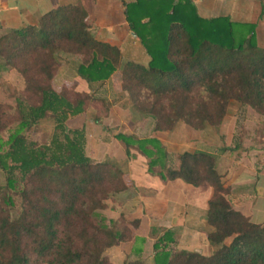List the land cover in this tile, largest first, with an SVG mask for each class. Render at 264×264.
<instances>
[{
  "label": "trees",
  "instance_id": "16d2710c",
  "mask_svg": "<svg viewBox=\"0 0 264 264\" xmlns=\"http://www.w3.org/2000/svg\"><path fill=\"white\" fill-rule=\"evenodd\" d=\"M124 8L129 32L149 58L146 66L124 60L119 49L94 39L77 4L60 5L36 26L0 37V77L16 72L23 83L14 109L0 105V137L8 118L21 128L0 152L5 179L0 264H109L107 250L129 243L136 257L132 264H143L136 245L144 239L134 238L140 222L122 215L109 221L102 213L111 196L128 190L124 175L111 165L92 163L85 154V131L65 127L97 103L103 115L92 123L100 125L112 105L89 94L53 91L59 54L82 59L78 76L91 93L104 71L118 72L132 111L150 120L154 133H170L178 122L199 133L207 127L218 131L231 102L264 120V49L255 45L253 28L247 31L223 17L202 20L188 0H136ZM43 121L52 123L51 136L29 141L26 134ZM115 140L129 160L131 151L140 154L147 175L162 184L182 181L211 192L205 207L210 256L176 249L178 231L154 227L146 236L153 242L154 264H264V224L255 225L230 207V189L212 156L180 154L178 169L170 170L157 140L122 135ZM14 199L20 208L16 218Z\"/></svg>",
  "mask_w": 264,
  "mask_h": 264
},
{
  "label": "rangeland",
  "instance_id": "374dc122",
  "mask_svg": "<svg viewBox=\"0 0 264 264\" xmlns=\"http://www.w3.org/2000/svg\"><path fill=\"white\" fill-rule=\"evenodd\" d=\"M124 56L127 57L126 54ZM81 61L82 59L80 57H70L59 54L56 63V74L50 86L55 92L66 91L68 94H89L94 98H103L108 104L112 105L109 115L101 120L100 125H94L92 123L94 117L103 115L104 109L98 103L88 106L84 115L70 119L65 123V127L68 130L83 129L85 131V154L86 158L92 163L111 165L116 167L124 176L128 174L133 179L132 182L135 184V187L132 185L128 194L122 193L111 196L106 201V211L102 213L109 221L116 220L121 215L125 217L127 214L126 218L129 222L130 219H133L134 215L128 217L129 214L127 212H130L132 207L137 206L138 208L141 205L140 200L147 203V211L150 209L153 211V214L158 215V209H161V211L166 210V214H169L170 211L173 210L171 213L176 216L178 215L181 219L189 215L188 206L190 207L191 204L203 210L205 200L209 198L211 193L208 186H204L202 190H197L184 185L180 181V183H178L181 184V186H174V189H169V191H167V189L165 190V188H162V184L157 182V180L148 181L146 178L148 175L145 160L136 151H131L133 159L129 160L125 156L124 145L115 140L116 136L122 135L126 137H135L136 139L157 140L166 152L165 167L170 170H177L180 154L205 152L207 154L209 153L215 161L213 154L218 155L219 153L217 152L220 149H225L224 131L229 135L234 127L233 142H235V144L240 142L241 144L243 140L245 141V139H247V134H251V130L254 129V127H258L260 124V126H264L262 117L255 116L256 114L248 108L231 102L218 131L211 127H207L205 131L200 132L203 133L202 135L205 136V139H200L201 134L199 132H195L183 126L180 122H178L174 130L170 133H154L152 122L132 111V105L127 95L121 92L120 74L118 72L105 75L106 71H104L105 73L103 72V76L101 75L100 84L95 88L96 92L91 93L87 89L84 81L78 76V69L82 64ZM22 90L23 83L16 72H9L2 75L0 77V105L10 110L12 108L14 109L16 95L21 93ZM9 113H11V111H9ZM20 130L21 128L16 127V124L10 122V118L6 120L4 123V130L2 131L3 133L0 137V152L7 149V146L11 142V138ZM52 132V123L50 121H43L39 123L36 128L27 133L26 138L31 142L41 143L43 140L49 138ZM251 137H253V134H251ZM202 141H204V143H202ZM200 143L202 144L200 145ZM235 144L233 143L232 146L234 147ZM4 186L5 179L3 174L0 173V188ZM139 188L140 190H138ZM152 192L155 194L154 196H157V198L161 200L159 203L151 202L150 198H152V195L150 193ZM165 207L169 210L168 212ZM19 209V201L14 199V208L11 209L13 218L17 217ZM150 213L149 215H151ZM198 215L199 211H197L195 219L193 217L192 225L187 223V234L184 235L185 232L183 234L182 231V237L179 239L175 248L188 252L201 253V255L205 254V257H209L210 250H208L209 248L205 245L204 239H192V237L189 236L194 233L193 231L207 232L208 234V231H206L203 225L199 226V219L201 220V217ZM143 217H147L145 209ZM149 223L150 222L145 221L142 224L140 233L138 234L140 237L143 236L144 238L147 232L149 233L150 229L157 225L152 223L149 225ZM171 229L178 231L179 228ZM140 237L138 238L140 239ZM149 242L150 243H144L145 245L143 244L141 246L136 245L142 252L143 264H154L152 256L153 251L151 250L153 242L151 240H149ZM228 244L229 241H226V245ZM133 247V244L129 243L124 246V248L114 253H106L105 258L109 264H132L136 261V257L131 254V249Z\"/></svg>",
  "mask_w": 264,
  "mask_h": 264
},
{
  "label": "crops",
  "instance_id": "0c3cea01",
  "mask_svg": "<svg viewBox=\"0 0 264 264\" xmlns=\"http://www.w3.org/2000/svg\"><path fill=\"white\" fill-rule=\"evenodd\" d=\"M135 1L136 0H0V37L16 29L24 28L25 26H36L43 16L60 5L77 4L87 15L86 22L93 30L94 39L102 42V44L119 49L124 60L127 59L128 61L134 63L138 62L146 66L149 62V58L146 56L143 48L138 44L137 39L133 38L130 34L126 22V8L124 7L132 6ZM188 1L190 5L195 8L197 17L202 20L223 17L229 19L234 25L247 29V31L253 28L255 45L264 49V0ZM125 54L127 57L124 56ZM260 125L251 130L253 137H251V134H247V139H245V141L243 140L241 144L240 142L236 144L233 142L234 127L229 135L224 131L225 149H220L217 152L219 153L218 155L213 154L216 161V170L218 174L222 176L223 184L230 189V195L227 196L230 207L248 218L251 223L255 225L264 224V126ZM200 134V139H205V136L202 135L203 133ZM202 143H204V141H202ZM202 143H200V145ZM233 143L235 144L234 147L232 146ZM124 177L128 187L125 194H128L132 185L134 186L135 184L132 182L133 179L130 175L127 174ZM146 178L148 181L157 180L149 176ZM157 182L160 181L157 180ZM178 182L180 183V181H176L166 185L161 182L160 184H162V188L169 191V189H174V186H181ZM202 188L200 189L202 190ZM138 190H140V188ZM150 194L152 195V198H150L151 202L159 203L161 201L157 196H154L155 194L153 192ZM206 201L207 200H205L203 210L196 208L192 204L190 207L188 206L189 215L180 219L178 215L176 216L171 213L173 211L172 209L169 214H166V210L161 211V209H158V215L153 214V211L150 209L147 211V203L140 200L141 205L138 208L137 206L132 207L130 212H127L129 214L128 217L134 215L133 219H130L129 222H140L139 230L134 233V238L140 237L138 234L140 233L141 226L145 221H148L150 222L149 225L151 223L157 224L154 227L166 229L179 228V239H181L182 231L183 234L185 232L184 235L187 234V223L192 225L193 217L195 219L197 211H199L198 216L201 217V220L199 219V226L203 225L209 233L210 229L207 227L205 221ZM165 208L167 209V207ZM144 209L146 210L147 217H143ZM168 211L167 209V212ZM149 213L153 216L149 215ZM126 215L124 217L125 220H127ZM193 232L194 233L189 236H191L192 239H204L206 245L205 236L207 232ZM147 235L148 232L144 238L143 236L140 237V239H145V244L150 243L146 238ZM126 245L127 244H122L116 248H111L107 250L106 253H114L124 248ZM202 256H205V254H202Z\"/></svg>",
  "mask_w": 264,
  "mask_h": 264
}]
</instances>
